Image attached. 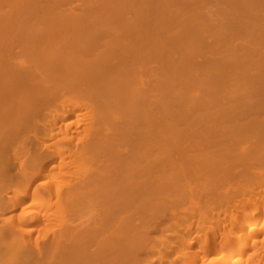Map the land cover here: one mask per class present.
I'll list each match as a JSON object with an SVG mask.
<instances>
[{
	"label": "bare ground",
	"instance_id": "1",
	"mask_svg": "<svg viewBox=\"0 0 264 264\" xmlns=\"http://www.w3.org/2000/svg\"><path fill=\"white\" fill-rule=\"evenodd\" d=\"M0 264H264V0H0Z\"/></svg>",
	"mask_w": 264,
	"mask_h": 264
}]
</instances>
